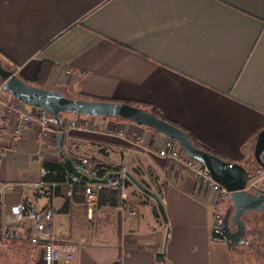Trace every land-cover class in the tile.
<instances>
[{"label":"crops","instance_id":"obj_1","mask_svg":"<svg viewBox=\"0 0 264 264\" xmlns=\"http://www.w3.org/2000/svg\"><path fill=\"white\" fill-rule=\"evenodd\" d=\"M0 58L33 85L48 62L43 88L156 108L221 158L244 166L254 160L264 129V0H0ZM77 115H61L62 146L71 160L89 155L114 172L123 168L159 196L166 220L132 183L124 210L135 214L115 207L108 220L101 209L88 213L84 194L67 198L64 185L53 197L36 192L29 183L44 175L31 159L39 146L34 129L23 123L15 140L19 120L1 110L8 128L0 133L6 148L0 157V264H44L27 226L13 227L9 239L1 235L10 207L20 201L53 206V233L57 243L75 244V264H240L236 245L211 239L212 214L229 207V198L145 148L164 147L167 136L115 116L79 114L93 128L66 127ZM43 158L61 160L55 135ZM19 183L25 189L13 186Z\"/></svg>","mask_w":264,"mask_h":264},{"label":"built area","instance_id":"obj_2","mask_svg":"<svg viewBox=\"0 0 264 264\" xmlns=\"http://www.w3.org/2000/svg\"><path fill=\"white\" fill-rule=\"evenodd\" d=\"M5 80L0 78V116L1 110L3 114L10 115L19 120V125L12 129L13 138L20 139V128L23 123H28L34 129V137L39 144L37 152L31 156V159L39 164L40 172L43 175L50 173V169L43 165L44 153L46 148L53 142L56 131V121L53 115L41 108L31 106L11 95L4 88ZM1 118V117H0ZM1 121V119H0ZM69 129L80 131H89L93 128L92 123L86 116H80L69 120L66 123ZM6 124L0 122V133L7 130ZM118 135H123L118 132ZM149 153L169 159L177 166H181L188 171L194 180L203 188H212L218 190L220 196L228 198V191L216 182L210 175L208 169L196 159L187 155L181 145L175 139L168 138L164 147L150 148L145 146ZM102 151L110 152V148L103 147ZM6 148L0 145V157L4 156ZM72 163L76 170L82 174H86L90 178H102L99 176L101 170V161L89 155H78L72 158ZM68 173V172H67ZM114 173V172H109ZM118 177L107 179L106 183H96L99 188L118 187L120 190L119 201L116 206L121 214L134 215L135 210H124V200L127 197V187L125 179V170L121 168L117 171ZM82 180L79 176L68 173L67 182L64 186L67 188V198H73V184ZM253 183V181H251ZM29 185L38 193L53 197L57 193V185L55 183H47L43 179L29 183ZM13 186L23 190L25 183L14 184ZM2 184H0V190ZM222 199L218 200L219 205ZM84 205L88 213H92L97 205V194L92 187L86 186L84 190ZM218 205V206H219ZM217 206V207H218ZM55 209L52 205H47L42 209L20 201L12 205L9 209V215L3 222L1 227V235L5 239L12 236L13 227L17 225H25L28 227V240L36 244L42 250L44 264H75V244L72 242L57 243L55 234L53 233L52 219ZM211 239L225 240L223 235V214L217 208L213 214L210 224Z\"/></svg>","mask_w":264,"mask_h":264},{"label":"water","instance_id":"obj_3","mask_svg":"<svg viewBox=\"0 0 264 264\" xmlns=\"http://www.w3.org/2000/svg\"><path fill=\"white\" fill-rule=\"evenodd\" d=\"M0 78L5 80L4 88L11 95L30 106L41 107L53 115L57 126L56 148L61 157V163L68 173L79 176L83 181L89 184L106 183L107 179L118 177L119 173H108L103 178H90L76 170L71 158L62 146L64 123L61 113L64 112L101 117H121L148 126L168 138L178 141L187 155L202 163L208 169L211 177L228 191L229 207L223 214V235L229 246L240 245L243 242L247 223L242 220V215L248 211H264V188H260L257 183L251 182L253 179H258L264 183V129L257 136L253 162L244 166L197 147L189 132L167 122L143 107L126 102L68 97L59 89H47L26 83L14 71L7 68L1 58ZM125 175L137 189L155 200L163 220H166L159 196L143 186L129 172H125ZM162 255V252L156 253V259H162Z\"/></svg>","mask_w":264,"mask_h":264},{"label":"trees","instance_id":"obj_4","mask_svg":"<svg viewBox=\"0 0 264 264\" xmlns=\"http://www.w3.org/2000/svg\"><path fill=\"white\" fill-rule=\"evenodd\" d=\"M51 67H52V65L48 62H43L41 64V66L39 67V69L37 71V75L35 77L34 85L39 86V87H42L44 85L46 77L51 70ZM97 100H101V99H97ZM151 112L154 113L155 115H157L158 117L166 120L167 122L176 125L175 123L164 118L156 108H153L151 110ZM61 115H62V113H61ZM176 126H178V125H176ZM182 129L185 130L184 128H182ZM62 130L63 131L65 130V125H63ZM190 136H191V134H190ZM191 139L197 147H200V148L208 151L209 153L215 154V155L220 157V155L218 153H216L215 151H213V150L203 146L202 144L198 143L197 141H195L192 136H191ZM43 165L46 166L48 169H50V173L44 175L42 178L45 182L55 183L57 185V189L61 185H64L67 182L68 173L64 169V167L61 163V160H59V161L45 160L43 162ZM111 171L112 172L116 171V168H111L110 166L101 164V170H100L99 176L103 178L105 175H107ZM125 184L131 185V182L129 181V179H125ZM86 186L92 187L94 192H96V194H97V205L93 209L92 214L94 215L95 211L97 209H101V214H102L103 219L108 220L112 214L110 212V210L115 208L118 205L119 193H120L119 188L118 187L99 188L97 184H89L83 180H79L78 182L73 184V200L77 199L76 195L78 192L83 196ZM146 187H148V186L146 185ZM83 200H84V198H83Z\"/></svg>","mask_w":264,"mask_h":264},{"label":"rangeland","instance_id":"obj_5","mask_svg":"<svg viewBox=\"0 0 264 264\" xmlns=\"http://www.w3.org/2000/svg\"><path fill=\"white\" fill-rule=\"evenodd\" d=\"M3 64L12 69V67L3 59ZM24 80V79H22ZM26 83L28 81L24 80ZM29 108L31 106H28ZM68 113V112H65ZM70 113V112H69ZM74 114V113H70ZM95 118L98 116H90ZM228 206L221 208V213L224 214ZM242 220L247 223L244 242L236 245V248L241 250V255L237 258L240 264H261L264 262L263 246H264V211H248L242 215Z\"/></svg>","mask_w":264,"mask_h":264}]
</instances>
